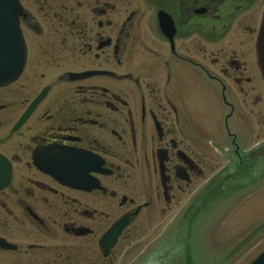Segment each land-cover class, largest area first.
I'll return each instance as SVG.
<instances>
[{"label": "flooded vegetation", "instance_id": "flooded-vegetation-1", "mask_svg": "<svg viewBox=\"0 0 264 264\" xmlns=\"http://www.w3.org/2000/svg\"><path fill=\"white\" fill-rule=\"evenodd\" d=\"M32 2L27 62L0 91V152L12 164L0 189V264H104L86 244L120 217L128 222L116 245L168 213H194L222 177L260 174L264 0ZM214 82L229 106L223 141L199 131V94L212 95ZM233 118L252 132L247 149ZM80 151L90 156L86 187L41 165Z\"/></svg>", "mask_w": 264, "mask_h": 264}, {"label": "rangeland", "instance_id": "rangeland-1", "mask_svg": "<svg viewBox=\"0 0 264 264\" xmlns=\"http://www.w3.org/2000/svg\"><path fill=\"white\" fill-rule=\"evenodd\" d=\"M24 3L31 13L39 15L32 0ZM25 34L32 35L27 28ZM214 83L211 98L206 99L209 96H203L202 90L199 94V131L201 140L205 133L213 131L211 137L223 141L229 106L224 103L219 83ZM234 120L229 122L231 128L237 126L247 141L252 139L251 143H255L246 123ZM250 146L246 144V149ZM225 162L226 159H222V163ZM212 206L199 214L191 228L180 218L182 214L175 212L161 218L163 224L158 228H138L116 247L113 264H146L151 259L155 264V254L159 257L156 264H247L264 248V176L257 183L248 184L242 192L218 199ZM175 218L177 224L173 223ZM72 241L78 243L79 239ZM158 242L160 245L153 248Z\"/></svg>", "mask_w": 264, "mask_h": 264}, {"label": "water", "instance_id": "water-1", "mask_svg": "<svg viewBox=\"0 0 264 264\" xmlns=\"http://www.w3.org/2000/svg\"><path fill=\"white\" fill-rule=\"evenodd\" d=\"M20 13L19 0H0V85L13 80L25 63L26 47L20 28ZM257 47L258 59L264 76V13ZM8 175L9 170L5 168L2 170L0 167V187L6 183ZM123 223L114 226L105 235V240L109 241H103L102 245L106 249L116 240ZM252 264H264V252Z\"/></svg>", "mask_w": 264, "mask_h": 264}]
</instances>
